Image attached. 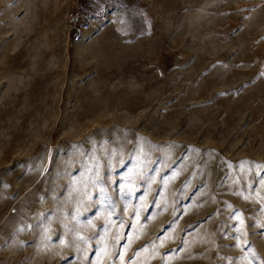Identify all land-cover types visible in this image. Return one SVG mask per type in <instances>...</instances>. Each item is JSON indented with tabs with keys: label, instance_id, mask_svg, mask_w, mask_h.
Wrapping results in <instances>:
<instances>
[{
	"label": "rangeland",
	"instance_id": "374dc122",
	"mask_svg": "<svg viewBox=\"0 0 264 264\" xmlns=\"http://www.w3.org/2000/svg\"><path fill=\"white\" fill-rule=\"evenodd\" d=\"M73 1L0 0V264H264V0Z\"/></svg>",
	"mask_w": 264,
	"mask_h": 264
},
{
	"label": "built area",
	"instance_id": "2783aa9c",
	"mask_svg": "<svg viewBox=\"0 0 264 264\" xmlns=\"http://www.w3.org/2000/svg\"><path fill=\"white\" fill-rule=\"evenodd\" d=\"M112 9L114 6L109 3L96 5L93 0H87L85 5L80 6L78 0H74L65 16L69 41L80 40L86 31L98 26Z\"/></svg>",
	"mask_w": 264,
	"mask_h": 264
},
{
	"label": "crops",
	"instance_id": "0c3cea01",
	"mask_svg": "<svg viewBox=\"0 0 264 264\" xmlns=\"http://www.w3.org/2000/svg\"><path fill=\"white\" fill-rule=\"evenodd\" d=\"M101 2H108L111 6H114V11H112L114 17L119 19V21H125L128 19V14L138 13V0H123L118 2L117 0H99Z\"/></svg>",
	"mask_w": 264,
	"mask_h": 264
}]
</instances>
